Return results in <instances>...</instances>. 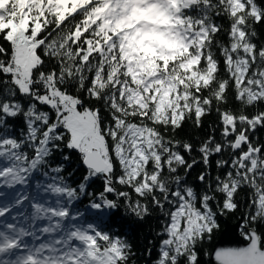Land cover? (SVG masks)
<instances>
[{"label": "snow or ice", "instance_id": "snow-or-ice-1", "mask_svg": "<svg viewBox=\"0 0 264 264\" xmlns=\"http://www.w3.org/2000/svg\"><path fill=\"white\" fill-rule=\"evenodd\" d=\"M262 4L0 0V186L54 174L41 186L50 199L31 200L30 216L12 212L26 194L0 206V264H130L126 237L72 210L97 179L91 210L116 214L122 200L138 220L154 209L165 217L151 264H201L202 246L246 191V243L212 255L215 264H264V142L254 135L264 129ZM213 111L219 138L213 128L196 149L164 134L189 119L201 127ZM193 151L199 159L189 162ZM77 161L84 175L73 187L62 173Z\"/></svg>", "mask_w": 264, "mask_h": 264}, {"label": "trees", "instance_id": "trees-1", "mask_svg": "<svg viewBox=\"0 0 264 264\" xmlns=\"http://www.w3.org/2000/svg\"><path fill=\"white\" fill-rule=\"evenodd\" d=\"M258 4H262V0H257ZM264 6V4H262ZM218 23L225 24L224 20H218ZM257 39L264 43V25H256ZM0 43H3L0 39ZM228 107L235 108L236 106L232 103L231 99L229 101ZM223 110V109H222ZM255 109H249L248 112L251 113ZM16 128H22L23 124L20 120L16 121ZM219 116L213 111L210 115L202 119L201 127H196L194 119H189L185 122L184 126L180 130L172 131L171 129L165 130L164 134L168 138L174 140H179L183 142H189L193 144V148L196 149L199 143L204 140L209 134L210 130L213 128L217 129V137L219 138ZM254 135L259 141L264 142V129H258ZM29 155L31 152L29 151ZM185 158L191 162L193 158L199 159V154L193 151L190 155L185 154ZM218 157H213V160ZM61 159V154L59 152L54 154L53 164L57 163ZM204 170L203 164H198L189 173V182L197 183L198 175ZM119 171V170H118ZM69 173H72L69 175ZM213 175L216 174V169L213 165L212 168ZM54 175L49 173L48 177H45L40 172L35 173L34 183L31 185L27 183L14 190H8L6 196L13 200L22 195H25L27 191H31L32 198L43 201L45 199H50L49 194L43 192L42 185L47 183L49 178ZM65 180L75 187L84 175V169L79 165L78 161L74 163L70 168H66L64 173H62ZM103 182L97 179L95 182L91 183L88 188V194L81 195L80 199L73 203L72 210L83 213L81 217V222L84 223H96L101 226V228L111 231L113 234H120L127 238V240L132 244V250L135 253L131 257L130 264H151L152 261L158 255V245L160 243L161 237L157 236V232L162 230L165 223V217L161 215L158 210H153L150 216L145 217L144 220H138L134 217L130 210L126 207L124 201H120L121 207L116 214L111 212H96L91 210L88 206L90 202L98 200V194L102 191ZM121 188V186H117ZM127 190V189H122ZM113 198L109 196V199ZM137 197L135 194L132 195V200L135 201ZM238 199L240 201V207L235 213L228 214L226 217L221 218V229L215 233L214 239L210 244H204L200 251V262L201 264H212L210 260L211 252L215 241L219 238L220 233L226 227L227 224L232 225L239 221L243 213L247 209V192L241 191L239 193ZM143 202V201H142ZM23 204H26V200ZM149 241L152 243L149 244ZM151 248L152 254L149 256L147 250Z\"/></svg>", "mask_w": 264, "mask_h": 264}, {"label": "water", "instance_id": "water-1", "mask_svg": "<svg viewBox=\"0 0 264 264\" xmlns=\"http://www.w3.org/2000/svg\"><path fill=\"white\" fill-rule=\"evenodd\" d=\"M241 219L237 221L236 223L229 225L227 224L226 227L222 230V232L219 235V238L215 241V244L213 246L210 260L212 264H215L213 253L214 250L218 247H238V246H244L246 241L242 238L240 234V227Z\"/></svg>", "mask_w": 264, "mask_h": 264}, {"label": "rangeland", "instance_id": "rangeland-1", "mask_svg": "<svg viewBox=\"0 0 264 264\" xmlns=\"http://www.w3.org/2000/svg\"><path fill=\"white\" fill-rule=\"evenodd\" d=\"M13 215H16L17 220H22L18 214V212L16 213V209H12Z\"/></svg>", "mask_w": 264, "mask_h": 264}, {"label": "bare ground", "instance_id": "bare-ground-1", "mask_svg": "<svg viewBox=\"0 0 264 264\" xmlns=\"http://www.w3.org/2000/svg\"><path fill=\"white\" fill-rule=\"evenodd\" d=\"M31 215V213H29V216Z\"/></svg>", "mask_w": 264, "mask_h": 264}]
</instances>
